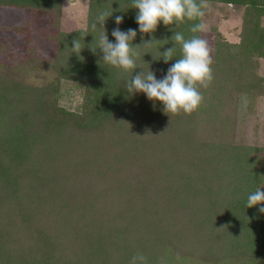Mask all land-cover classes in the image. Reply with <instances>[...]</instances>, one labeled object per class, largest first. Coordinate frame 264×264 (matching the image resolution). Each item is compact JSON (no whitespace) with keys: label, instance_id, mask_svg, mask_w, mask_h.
I'll list each match as a JSON object with an SVG mask.
<instances>
[{"label":"trees","instance_id":"1","mask_svg":"<svg viewBox=\"0 0 264 264\" xmlns=\"http://www.w3.org/2000/svg\"><path fill=\"white\" fill-rule=\"evenodd\" d=\"M218 1L241 7V40L219 46L213 79L198 85L203 101L190 114H166L162 102L126 86L141 71L163 78L182 57L176 44L173 59L162 58L174 32L200 37L190 28L203 17L140 33L132 0H89L86 28L58 35L49 63L55 79L29 84L26 70L0 71V264H131L138 253L148 264H263L264 205L247 208V197L264 189V146L237 136L239 95L264 96L256 72L264 0ZM60 5L0 0L18 9ZM103 11L113 12L103 26L109 41L116 27L137 30V69L103 62ZM61 81L84 89L80 111L56 106Z\"/></svg>","mask_w":264,"mask_h":264},{"label":"rangeland","instance_id":"2","mask_svg":"<svg viewBox=\"0 0 264 264\" xmlns=\"http://www.w3.org/2000/svg\"><path fill=\"white\" fill-rule=\"evenodd\" d=\"M202 2L206 5L201 20L205 29L200 32V38L207 42L213 62L219 46H237L240 42L243 13L241 7L225 5L218 0ZM88 4L89 0H61L60 11L0 7V71L5 66L26 70L23 74L29 84L55 79L49 63L57 48L58 35L86 28ZM262 23L264 25V19ZM41 68L46 71L40 72ZM256 72L264 79V59L259 60ZM57 85L56 106L80 111L85 102L84 89H73L69 81ZM239 97L242 103L238 111L241 123L237 141L264 146V96L251 100H244V95Z\"/></svg>","mask_w":264,"mask_h":264},{"label":"clouds","instance_id":"3","mask_svg":"<svg viewBox=\"0 0 264 264\" xmlns=\"http://www.w3.org/2000/svg\"><path fill=\"white\" fill-rule=\"evenodd\" d=\"M203 2L197 3V0H132L130 8L137 9L136 23L139 25L140 33H154L158 25L163 22L164 25H179V22L185 19L193 20L197 17H203ZM113 15V12L103 11L97 16L101 28L104 29L106 20ZM123 17L117 15L115 23L120 25ZM96 24H93V28ZM205 29L204 23H197L190 28L192 33H197ZM112 36L115 42L109 41L106 30L102 32L99 38L98 48L103 52V62L125 72L137 69L136 57L138 53L136 48L141 45L133 46V41L137 36V30L129 28L122 31L119 27L112 30ZM80 37L72 40V51L79 55L81 52ZM174 47L166 49L162 53L165 63L173 59L176 51V44L181 45L182 57L175 60L165 76L157 79L154 72L149 70L132 75L127 83L128 93H144L150 101H159L163 104V111L168 114H178L183 111L190 114L196 110L203 101V96L198 90V85L207 87L208 81L213 79L211 69L210 52L207 42L199 36L193 35L185 39L181 32L175 31L172 36ZM155 37L150 41H143L142 46H151ZM96 43V37L95 42ZM93 43V44H94ZM67 44L65 48L67 49ZM95 53L97 48L90 47ZM257 205H264V189L257 188L247 197V208ZM259 212L264 213V206L259 207ZM131 264H148L147 258L143 254H136L131 259Z\"/></svg>","mask_w":264,"mask_h":264}]
</instances>
